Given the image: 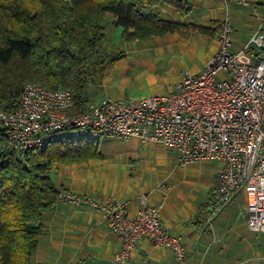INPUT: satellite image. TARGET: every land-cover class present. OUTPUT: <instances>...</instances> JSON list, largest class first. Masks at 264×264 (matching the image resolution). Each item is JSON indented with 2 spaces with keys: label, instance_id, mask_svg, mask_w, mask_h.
<instances>
[{
  "label": "crops",
  "instance_id": "crops-1",
  "mask_svg": "<svg viewBox=\"0 0 264 264\" xmlns=\"http://www.w3.org/2000/svg\"><path fill=\"white\" fill-rule=\"evenodd\" d=\"M189 6V14L185 17H180L166 5L158 6L157 12L164 20L213 28L208 34L198 31L190 32L188 37L167 34L124 42L113 50L107 49L106 53L118 60L107 68L101 84L87 86L88 102L105 97L124 100L110 96L107 90L101 96L99 90L106 86L119 89L128 85L129 80H139V75L129 79V72L141 71L146 75L147 69L154 66L152 60L163 58L165 53L180 55L206 50L192 75L199 73L217 49L220 23L226 16L234 26L233 51L252 63L259 59V53L244 51V46L251 34L258 30L264 32V0H254L248 7L236 3L226 5L222 0H189ZM116 28L114 19L108 16L106 39L109 32L117 35ZM111 75L120 87L117 88L115 82L109 83L107 76ZM143 79L149 83L147 76ZM172 87L170 83L167 90L170 92ZM95 144L101 158L52 165L49 178L58 193L70 191L95 201L114 197L127 203L129 218L140 209V197L145 195L148 205H162L161 229L170 236L180 237L187 264H264V233L248 231L245 193L239 192L220 211L215 210L223 162L196 160L180 165L177 149H165L136 137L102 136L95 140ZM160 183L170 188L160 187ZM118 250V240L100 211L86 205L58 201L53 210L42 217L41 236L30 262L115 264L113 257ZM172 260L171 249L156 248L151 239L145 237L135 244L130 262L172 264Z\"/></svg>",
  "mask_w": 264,
  "mask_h": 264
},
{
  "label": "built area",
  "instance_id": "built-area-1",
  "mask_svg": "<svg viewBox=\"0 0 264 264\" xmlns=\"http://www.w3.org/2000/svg\"><path fill=\"white\" fill-rule=\"evenodd\" d=\"M248 7L254 0H222ZM234 26L226 16L220 23L218 45L205 68L186 73L165 95L136 100L102 98L77 112L71 92L26 84L13 100V111L0 110L6 145L16 153L75 138L136 137L179 151V164L196 160L221 161L216 212L239 192L247 201L246 226L264 233V32L251 34L244 51L260 54L255 63L232 49ZM160 187L166 186L160 183ZM58 200L100 211L118 240L115 264H131L135 244L148 237L156 248L172 251V264H187L180 237L162 231V205L141 207L133 218L127 203L114 197L102 201L81 198L70 191ZM209 223V219L207 220Z\"/></svg>",
  "mask_w": 264,
  "mask_h": 264
},
{
  "label": "trees",
  "instance_id": "trees-1",
  "mask_svg": "<svg viewBox=\"0 0 264 264\" xmlns=\"http://www.w3.org/2000/svg\"><path fill=\"white\" fill-rule=\"evenodd\" d=\"M49 25L38 24L24 0H0V110L13 111L14 98L28 84L68 90L77 112L84 110L88 85H99L118 58L105 51L106 18L121 29L124 42L213 28L161 19L158 6L180 16L189 14V0H66L59 10L46 9ZM17 26L24 30L19 33ZM44 27L45 30H44ZM101 158L94 140L69 139L43 149L16 153L8 148L0 127V264H31L41 236L43 215L51 212L58 192L49 178L54 164Z\"/></svg>",
  "mask_w": 264,
  "mask_h": 264
},
{
  "label": "rangeland",
  "instance_id": "rangeland-1",
  "mask_svg": "<svg viewBox=\"0 0 264 264\" xmlns=\"http://www.w3.org/2000/svg\"><path fill=\"white\" fill-rule=\"evenodd\" d=\"M65 1L66 0H45L44 5L47 4L46 5L47 10L50 9V10L58 11L61 6L63 7ZM24 3L31 11V14L38 17L39 21L36 22V25L37 23L49 25L50 17L47 14L43 15V13L40 12L43 6L39 4L38 0H24ZM16 28L19 29L18 32L21 34H25L28 30H31L33 33L32 37H34V33H36L35 26L32 29H28V30H24L21 26H17ZM45 28L46 27H44V30ZM116 29L118 31L116 36H113V34L110 35V32L107 35L106 45H105L106 52L107 49L113 50L115 49V47L124 44V41H121L122 39L120 40L121 29L118 27ZM205 52L206 50H201V51L195 50L194 52L181 53L180 55H178L176 52L165 53V56L163 58L152 60L154 66H150L147 69L146 75H142L141 71L131 70L129 72L130 75L129 79L136 75H139L140 77L139 80H134V79L129 80L128 85H122L120 87V83L118 81H114V75L107 76L109 77V83L115 82V86L117 88L118 87L120 88L116 89L115 87L106 86L105 89L101 88L99 90V94L101 92L100 95L102 96L104 95V91L107 90L108 91L107 93H109L110 96H115L120 98L122 97L125 98L124 100H136L143 98V97H139L141 94L146 95L144 97L153 96V95H165L169 92L167 90V87L170 83H172L174 86L178 81H180L183 78V75L189 72L191 74L195 72V70L198 68L200 59H202ZM146 76L147 78L150 79L148 80L149 83H145L143 79V77ZM177 78L179 79L176 80ZM136 90H140V92Z\"/></svg>",
  "mask_w": 264,
  "mask_h": 264
}]
</instances>
